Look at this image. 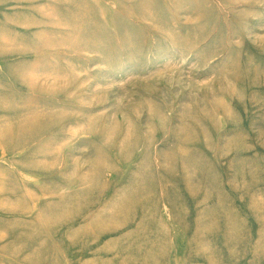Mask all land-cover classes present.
<instances>
[{
	"label": "rangeland",
	"instance_id": "374dc122",
	"mask_svg": "<svg viewBox=\"0 0 264 264\" xmlns=\"http://www.w3.org/2000/svg\"><path fill=\"white\" fill-rule=\"evenodd\" d=\"M0 264H264V0H0Z\"/></svg>",
	"mask_w": 264,
	"mask_h": 264
},
{
	"label": "bare ground",
	"instance_id": "6f19581e",
	"mask_svg": "<svg viewBox=\"0 0 264 264\" xmlns=\"http://www.w3.org/2000/svg\"><path fill=\"white\" fill-rule=\"evenodd\" d=\"M241 1V0H240Z\"/></svg>",
	"mask_w": 264,
	"mask_h": 264
}]
</instances>
